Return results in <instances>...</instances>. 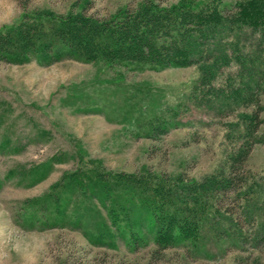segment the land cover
I'll return each mask as SVG.
<instances>
[{"label": "rangeland", "instance_id": "374dc122", "mask_svg": "<svg viewBox=\"0 0 264 264\" xmlns=\"http://www.w3.org/2000/svg\"><path fill=\"white\" fill-rule=\"evenodd\" d=\"M146 1L0 0V32L32 12L102 20ZM202 80L201 64L155 71L73 59L49 66L0 61V264H264V208L252 205L264 197V143L251 145L241 162L249 195L240 203L225 198L198 246L163 249L135 219L114 226L92 193L87 201L81 194L61 199V182L72 173H150L185 186L226 174L244 141L264 137V92L263 123L246 137L241 118L256 107L220 113L215 102L198 99ZM149 118L175 127L147 135L137 126Z\"/></svg>", "mask_w": 264, "mask_h": 264}, {"label": "trees", "instance_id": "16d2710c", "mask_svg": "<svg viewBox=\"0 0 264 264\" xmlns=\"http://www.w3.org/2000/svg\"><path fill=\"white\" fill-rule=\"evenodd\" d=\"M170 1L175 0H148L102 20L82 12L24 14L20 24L0 32V61L20 65L35 60L49 66L73 59L107 65L137 64L155 71L201 64L203 80L198 99L215 102L220 113L237 104V109L256 107L251 115L241 118L245 136L251 137V130L258 131L263 123L259 97L264 92V0L202 4L182 0L167 5ZM217 78L220 81L215 82ZM158 120L149 118L146 126L137 127L145 128L150 136L175 127L165 122L156 126ZM244 142L232 154L228 172L201 185L185 186L178 178L172 183L161 181L160 176L151 178L150 173H72L61 182V199L65 203L79 201L81 194V200L87 201L86 195L92 193L90 200H102L107 205V217L114 226L135 219L142 221L137 224L141 228L148 225L155 243L163 249L186 242L198 246L202 228L209 224L212 214H218L222 201L230 198L240 203L249 195L242 190L247 181L239 169L247 150L255 143H264V137ZM252 205L262 210L264 197L252 201ZM65 212L63 209L61 216L66 220ZM72 224L80 228V224Z\"/></svg>", "mask_w": 264, "mask_h": 264}]
</instances>
